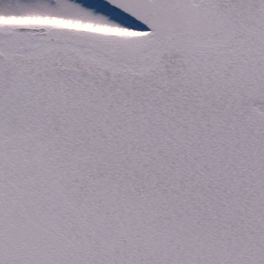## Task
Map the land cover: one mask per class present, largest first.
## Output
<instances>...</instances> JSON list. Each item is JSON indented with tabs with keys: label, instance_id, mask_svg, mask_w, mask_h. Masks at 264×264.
<instances>
[{
	"label": "snow or ice",
	"instance_id": "6c2138e0",
	"mask_svg": "<svg viewBox=\"0 0 264 264\" xmlns=\"http://www.w3.org/2000/svg\"><path fill=\"white\" fill-rule=\"evenodd\" d=\"M0 264H264V0H0Z\"/></svg>",
	"mask_w": 264,
	"mask_h": 264
}]
</instances>
